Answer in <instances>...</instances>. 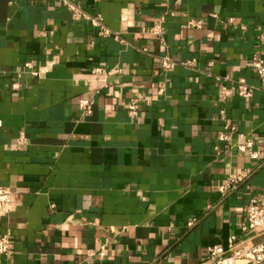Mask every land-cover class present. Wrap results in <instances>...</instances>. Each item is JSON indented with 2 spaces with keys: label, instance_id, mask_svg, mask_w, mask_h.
Here are the masks:
<instances>
[{
  "label": "crops",
  "instance_id": "0c3cea01",
  "mask_svg": "<svg viewBox=\"0 0 264 264\" xmlns=\"http://www.w3.org/2000/svg\"><path fill=\"white\" fill-rule=\"evenodd\" d=\"M72 1L123 42L61 0H0V186L12 192L0 234L13 243L0 264H202L232 235L264 242V228L241 229L264 196V90L251 67L264 58V0ZM217 77L234 89L227 100ZM241 77L251 98L237 94ZM221 109L237 129L226 142ZM241 133L260 160L231 148Z\"/></svg>",
  "mask_w": 264,
  "mask_h": 264
},
{
  "label": "built area",
  "instance_id": "2783aa9c",
  "mask_svg": "<svg viewBox=\"0 0 264 264\" xmlns=\"http://www.w3.org/2000/svg\"><path fill=\"white\" fill-rule=\"evenodd\" d=\"M72 12L75 19L86 18L93 26L98 27L104 35H114V38L120 42H123L121 35L112 31L105 25L101 14L92 15L84 10L81 4H78L72 0H61ZM192 26H201V21L191 20ZM159 23H156L151 29L153 33H158ZM194 61H187L183 64L186 66L193 65ZM177 62L169 55L160 57V65L163 71L172 72ZM211 66L214 61L209 63ZM26 68L32 67L31 62L24 64ZM251 67L258 75L264 90V58L253 54L251 58ZM100 71V70H99ZM33 74L40 73L39 70H33ZM219 81L220 96L227 100L234 93V89L222 80L221 77H217ZM237 94L243 98H251L255 87L247 82L245 77H241L237 80ZM106 87V86H105ZM164 88L160 89L163 92ZM81 108L84 114H91L92 103L89 100H85L81 104ZM129 115L133 118L138 116L137 102L133 100L128 105ZM226 112L224 109L220 110V116L223 120V128L218 134L219 141H230L233 139L237 129L236 126L225 118ZM236 149L241 153H246L253 160L261 159V150L256 148V142L253 138L247 136L245 133H241L239 139L231 144V148ZM216 154H222V151L218 146L215 147ZM249 169L241 170L238 173L230 174L221 184L218 189L227 193L232 189L239 186L245 181L250 174ZM12 208V192L7 186H0V213L3 215L8 214ZM246 221L241 225L243 232L248 233L257 230L258 228H264V196L253 197L246 208ZM193 222H190L192 224ZM13 243L9 233L0 234V255L10 256L12 254ZM101 256H104L105 252H100ZM239 260H247L249 264H262L264 263V242L258 244H249L247 240H241L237 235H232L228 239V245L225 247L221 244H215L207 248L206 260L202 264H238Z\"/></svg>",
  "mask_w": 264,
  "mask_h": 264
}]
</instances>
